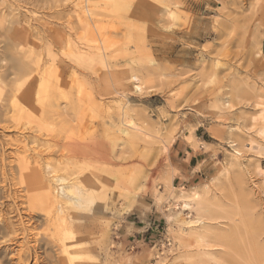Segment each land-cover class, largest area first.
<instances>
[{
	"label": "rangeland",
	"instance_id": "374dc122",
	"mask_svg": "<svg viewBox=\"0 0 264 264\" xmlns=\"http://www.w3.org/2000/svg\"><path fill=\"white\" fill-rule=\"evenodd\" d=\"M83 1L0 0V11L18 21L9 36H28L34 43L26 60L37 76L55 80L63 75L70 99L53 95L49 101L47 109L60 118L22 101L18 106L26 114L18 124L7 121L11 114L0 118V168L9 171L27 155L31 166L42 169L52 196L56 175L81 182L84 191L76 184L73 192L84 206L68 207L66 213L85 253L77 264H185L178 225L167 216L181 210V205L175 208L181 190L205 186L217 194L223 210L213 224L215 255L228 264H264V141L252 121L264 107V0H178L175 20L162 7L173 0H125L121 9L92 0L90 27L79 16ZM98 37L106 40L103 61L88 53ZM130 74L145 83L141 94ZM115 100L129 103L152 140L141 138L135 149L125 143ZM258 101L262 105L256 107ZM163 139L167 154L161 150ZM250 139L262 146V157L250 152L234 162L232 144L248 151ZM86 177L93 183L82 182ZM10 184L5 186L12 189L10 198L0 195L10 235L25 224L31 238L51 237L54 222L44 225L39 215L38 221L29 220L24 191L16 181ZM16 242L0 248L3 264L15 260L14 249L24 246L20 237ZM54 254L58 251L48 247L45 264L54 261Z\"/></svg>",
	"mask_w": 264,
	"mask_h": 264
},
{
	"label": "bare ground",
	"instance_id": "6f19581e",
	"mask_svg": "<svg viewBox=\"0 0 264 264\" xmlns=\"http://www.w3.org/2000/svg\"><path fill=\"white\" fill-rule=\"evenodd\" d=\"M179 1L173 0V2L167 4L165 3L162 6L166 12V16L170 20H175L178 15L176 10L178 11L181 8ZM81 4H83L82 7L80 6L83 10H81L82 13L79 14V16L82 18V21H85L87 25L89 24L91 26L89 19L92 20L93 7L96 3H93L92 0H84ZM105 5L114 7L116 9H121L125 6V0H105ZM2 12L3 11H0V35L5 36V41L0 42V45H3L0 46V63L3 60L7 61L8 63L5 66H2L0 64V118H5L7 115L11 114L9 115L10 117L7 116V121L9 120L18 124V122L22 120L26 114V109L18 106L21 101L26 103L27 106L29 105V103L31 105L33 102H35L37 106L40 107L42 114L46 113L49 115L51 112L49 110L50 108L47 109V105L52 99L53 95H60L64 97L66 101L70 100L64 92L65 79L63 78V75L55 80H45L44 78H42V76H37V68L35 66H31V62L26 60V52L28 50V47H31V45H34V43L31 44L32 41L28 38V36L24 38L9 36L12 34L13 28L18 23V21L13 19L14 16L12 17V14H10L11 12ZM92 28L93 27H91L90 32L94 35V38H97V35H99V33L95 35L92 32ZM92 34L91 36L93 37ZM99 40L101 41L99 42ZM99 40L97 39L100 45H98L97 47L95 46L96 43H98L97 41L96 43L91 42L90 44L88 42L89 45L95 44L94 46H88V53L92 58H98L103 61V59L105 58L104 52H106V40H104L103 38H99ZM61 49L63 50L62 47ZM67 49H70V47H67ZM71 57H73L75 60H78L73 53L71 54ZM152 63H154V61H152ZM30 77L32 78L30 79ZM129 77L130 78L126 77V79L128 78L129 81L131 80L134 82L132 86L135 92L141 94L144 91L145 83L142 82V79L137 74H130ZM34 81H37L36 87H34L32 84ZM66 85L68 86V83H66ZM116 95H119L121 98L125 97L119 92ZM3 101L7 102V107H4L2 103ZM115 101L120 106V128L118 129V133L126 139L125 143H127L129 147L135 149L137 143L140 142L141 138L151 139L154 137L150 132L144 129L142 125L140 126V124L135 121L136 119L131 115L130 107L127 105L128 102L122 104L123 100ZM1 103L3 106H1ZM259 105H262L260 101H258L255 106L259 107ZM225 106H229L228 101L225 102ZM4 108H6V111H4ZM53 114L56 117H54ZM50 116H53V118L56 119L58 117L60 118L61 115H58L54 112L51 113ZM252 117V121L255 125L254 129H256L257 126L255 133L264 141V107L261 108ZM160 141H162V143H160L163 144L161 149L162 152H165L167 154L169 150V144H167L166 142L167 140L163 139ZM157 142H159L158 139ZM248 146L250 147L248 148L249 152L245 150V147H240L235 143L232 144L234 162L237 160L247 159V153L250 152H256V156H259L258 158L262 157V146L259 143H257L253 139H250ZM16 162L17 164L15 165V167L10 169L9 171L0 168V195L7 196L5 197V199L8 197L10 198V196L12 195V189H6L5 186L6 184H12V182L16 181L17 185H19L22 188V191H24L25 193V198L22 205L24 206L23 211L27 214V216L30 217L29 220L35 218L36 221H38L39 219L37 218H39V215L42 219L40 220V222H42V224L44 225L49 221H53L55 231L51 236L52 238L49 236L50 234H46L48 236L42 239H39L40 237L31 238V235H33V232H31L32 230H30L31 227H28L24 224V227L21 228L19 234H17L18 231H16V235L11 236L10 226L7 223L4 214H2L4 211L1 210V208L4 207V203L2 201L4 198L2 197L3 199H0V248L16 244L17 238L20 237L23 240L22 244H24V246L17 250L14 249L12 254H14V257L16 258L12 262H10V264H26L27 260L30 258L34 260V264H45V262H47L49 258L48 247L50 246L58 251V255L54 254V261L50 260L52 262L51 264H77L76 262L80 260L81 257L80 253H83L80 249L82 245L78 242L77 238H75L72 226L73 222L69 221V219L71 218L66 217V213L67 211H69L68 207L80 208L84 206V202L82 201V199L78 195H76L75 192H73V187L78 182L74 184L69 183L68 178L56 175L53 178V183L56 188V194L52 196L47 191L48 185L44 181V176L40 167L31 166V162L29 161L27 155L19 157ZM234 162L232 164H234ZM48 168L50 167L48 166ZM171 170L172 174H177L176 169L173 168ZM261 172L262 175H264V170ZM53 173H55V171ZM103 179L100 180L102 181ZM83 180L84 181L82 182L86 183H93L94 181L92 178L87 177ZM11 184L10 187H12ZM13 184L15 185V183ZM167 184L168 188H174L170 181H168ZM76 186L80 189V191H84L85 189L81 182ZM262 188V192H264V180ZM34 191L42 192H35L36 194H31ZM211 193L213 192H211V190L209 191L208 186H205L202 190H181L180 194L175 198L177 202V205L175 204V208L178 209V206L181 205V210L179 208L180 211H177L175 213L171 212L167 216V219L169 221H175L174 223L178 225V231L176 235L178 237L177 240L179 241V247L184 249L182 258L186 261L185 264H228L226 262L227 260L224 261L223 259H220L219 257H217L218 255H215L214 250H212L215 246H217L213 242L215 233L213 224L214 222L217 223L219 219L221 220L222 217L219 218L216 214L218 212L220 213V211L223 210L216 204L215 198H217V194L212 195ZM164 198L162 200H166ZM162 200L161 202H163ZM186 211H188L187 214L184 213ZM65 236L68 237L67 240H64ZM218 240L220 241L219 238ZM32 242H34V245H31ZM191 247H195L198 249L196 253L190 250ZM59 253L64 257H60L61 255ZM3 259L4 257H0V264L4 263Z\"/></svg>",
	"mask_w": 264,
	"mask_h": 264
}]
</instances>
